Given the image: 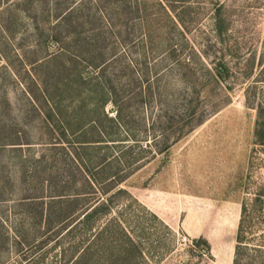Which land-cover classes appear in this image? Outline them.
Masks as SVG:
<instances>
[{
  "label": "rangeland",
  "instance_id": "374dc122",
  "mask_svg": "<svg viewBox=\"0 0 264 264\" xmlns=\"http://www.w3.org/2000/svg\"><path fill=\"white\" fill-rule=\"evenodd\" d=\"M240 224L264 264V0H0V264H232Z\"/></svg>",
  "mask_w": 264,
  "mask_h": 264
},
{
  "label": "trees",
  "instance_id": "16d2710c",
  "mask_svg": "<svg viewBox=\"0 0 264 264\" xmlns=\"http://www.w3.org/2000/svg\"><path fill=\"white\" fill-rule=\"evenodd\" d=\"M262 192H263V190H262V187L260 186L259 187V191L256 193V197L257 198H261ZM95 201H96V199L93 200V203L94 204L92 203L91 204L92 206H86V208H84L81 211V214H82L81 217H84V216L89 215L91 212H93L94 210L98 209L101 206L104 207V204H103L104 201H101V200L100 201H97V202H95ZM245 209H246L245 204L242 202L241 203V214L243 216L246 213ZM255 209L256 208H253V211H255ZM67 216H69V213H68V215H66V217ZM76 221H78V220H75V222ZM110 223H111V220H109L108 222H106L105 225L103 226V228L101 229V232H97V234L96 235H93L92 238L93 237H96V239H98L100 237V235H102V233H103L102 230L104 232H108L107 229H108V226H109ZM70 224H71V222L69 223V225ZM70 226H72V224ZM242 227H243V225L240 224L239 228L237 229V233L238 234H236V243H235V250H234V256H233L232 264H236V262L238 260L237 259V248H238V245H239V243L241 241V238H243V234L242 233H243L244 228H242ZM118 244H119V246H121L120 249H123L124 246H125V243H123L122 239L119 240V243ZM124 250H126V249L124 248ZM124 252H122L120 250V254H115V255L112 254L111 255L109 253L108 255L109 256H112V257L113 256H116V260H123V259H125V253ZM71 257H72V259H71L70 264H94L93 261H96V258L93 259V251L90 249V244H87V245H85L83 247H80V248H75L74 249V253L72 254Z\"/></svg>",
  "mask_w": 264,
  "mask_h": 264
}]
</instances>
